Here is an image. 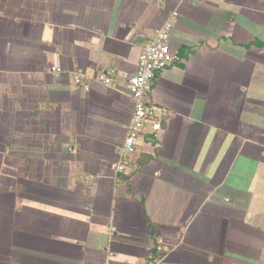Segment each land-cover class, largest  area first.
I'll list each match as a JSON object with an SVG mask.
<instances>
[{
  "label": "crops",
  "instance_id": "0c3cea01",
  "mask_svg": "<svg viewBox=\"0 0 264 264\" xmlns=\"http://www.w3.org/2000/svg\"><path fill=\"white\" fill-rule=\"evenodd\" d=\"M165 24L161 129L117 173L127 84ZM160 245L162 264H264V0H0V264H148Z\"/></svg>",
  "mask_w": 264,
  "mask_h": 264
},
{
  "label": "built area",
  "instance_id": "2783aa9c",
  "mask_svg": "<svg viewBox=\"0 0 264 264\" xmlns=\"http://www.w3.org/2000/svg\"><path fill=\"white\" fill-rule=\"evenodd\" d=\"M172 26L165 24L159 29L152 40L143 46L139 64L135 75L127 84V91L133 100V111L128 125L127 136L119 147V159L113 165L117 173H123L129 164V156L136 152L137 142L150 128L157 132L161 129L158 110L150 103L153 85L158 75L173 67L179 60L177 52L171 47L170 32ZM75 82L88 91L91 86L84 73L75 77ZM116 82V72L109 70L105 72L100 83L104 86H112ZM164 248L156 247L148 264H162L165 259Z\"/></svg>",
  "mask_w": 264,
  "mask_h": 264
},
{
  "label": "rangeland",
  "instance_id": "374dc122",
  "mask_svg": "<svg viewBox=\"0 0 264 264\" xmlns=\"http://www.w3.org/2000/svg\"><path fill=\"white\" fill-rule=\"evenodd\" d=\"M172 32H173V28H172V31L170 32V41H171V35H172ZM81 73H83V72H81ZM79 74V73H78ZM77 76V75H76ZM117 162V161H116ZM115 164V162H113V164H112V168H113V165ZM128 166H129V164H128ZM127 166V167H128Z\"/></svg>",
  "mask_w": 264,
  "mask_h": 264
},
{
  "label": "trees",
  "instance_id": "16d2710c",
  "mask_svg": "<svg viewBox=\"0 0 264 264\" xmlns=\"http://www.w3.org/2000/svg\"><path fill=\"white\" fill-rule=\"evenodd\" d=\"M258 45H262V44L258 43Z\"/></svg>",
  "mask_w": 264,
  "mask_h": 264
}]
</instances>
